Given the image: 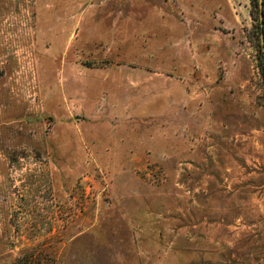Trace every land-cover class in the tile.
<instances>
[{"label":"rangeland","instance_id":"obj_1","mask_svg":"<svg viewBox=\"0 0 264 264\" xmlns=\"http://www.w3.org/2000/svg\"><path fill=\"white\" fill-rule=\"evenodd\" d=\"M254 2L0 0V264H264Z\"/></svg>","mask_w":264,"mask_h":264},{"label":"water","instance_id":"obj_2","mask_svg":"<svg viewBox=\"0 0 264 264\" xmlns=\"http://www.w3.org/2000/svg\"><path fill=\"white\" fill-rule=\"evenodd\" d=\"M258 4V24L260 31H263V0H257Z\"/></svg>","mask_w":264,"mask_h":264},{"label":"trees","instance_id":"obj_3","mask_svg":"<svg viewBox=\"0 0 264 264\" xmlns=\"http://www.w3.org/2000/svg\"><path fill=\"white\" fill-rule=\"evenodd\" d=\"M264 4V3H263ZM254 6L256 7V13L258 14V4H257V0H256V2H254ZM263 30H264V26H263ZM30 260L28 259V257H25V258H21V260L19 259L18 260V264H24V263H26V262H29Z\"/></svg>","mask_w":264,"mask_h":264}]
</instances>
